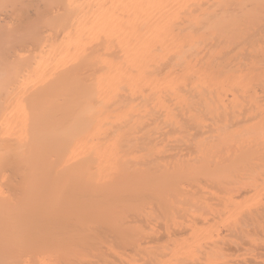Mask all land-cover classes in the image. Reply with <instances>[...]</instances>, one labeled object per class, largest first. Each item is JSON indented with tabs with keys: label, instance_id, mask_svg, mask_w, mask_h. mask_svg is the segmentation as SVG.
Returning a JSON list of instances; mask_svg holds the SVG:
<instances>
[{
	"label": "bare ground",
	"instance_id": "obj_1",
	"mask_svg": "<svg viewBox=\"0 0 264 264\" xmlns=\"http://www.w3.org/2000/svg\"><path fill=\"white\" fill-rule=\"evenodd\" d=\"M0 264H264V0H0Z\"/></svg>",
	"mask_w": 264,
	"mask_h": 264
}]
</instances>
